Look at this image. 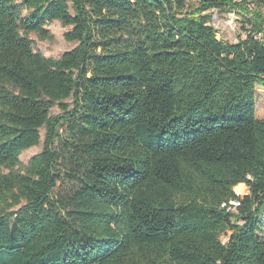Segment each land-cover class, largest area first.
<instances>
[{
  "label": "trees",
  "instance_id": "1",
  "mask_svg": "<svg viewBox=\"0 0 264 264\" xmlns=\"http://www.w3.org/2000/svg\"><path fill=\"white\" fill-rule=\"evenodd\" d=\"M192 1L0 0V264H264V0Z\"/></svg>",
  "mask_w": 264,
  "mask_h": 264
},
{
  "label": "rangeland",
  "instance_id": "2",
  "mask_svg": "<svg viewBox=\"0 0 264 264\" xmlns=\"http://www.w3.org/2000/svg\"><path fill=\"white\" fill-rule=\"evenodd\" d=\"M189 4H192V0H187ZM211 25L217 31V38L219 40L225 42H235L236 39L241 36L244 37L242 31V22L240 21V17L237 14H220L216 10L211 11ZM51 39L41 40L39 37L31 33L28 35V38L33 43V48L35 52L42 54L46 58H59L63 53L72 50L77 44L76 43H68L64 40L63 35L70 30V28L62 27V25L55 21L46 26ZM69 104L70 108L72 107V101H66ZM256 111L255 115L258 120H264V89L257 88L256 90ZM60 114L59 108L57 106L53 107L51 110V115L55 116ZM40 145L37 147H33L25 152H23L20 156V161L23 164H26L28 160L39 153L42 148V143L44 139V130L40 131ZM2 173H7V170H0ZM70 186H64L63 193H67L70 190ZM241 190L236 191L237 195H245L247 194V189L245 186L240 187ZM235 190V188L233 189ZM261 217V227L262 234H264V211L262 212Z\"/></svg>",
  "mask_w": 264,
  "mask_h": 264
}]
</instances>
